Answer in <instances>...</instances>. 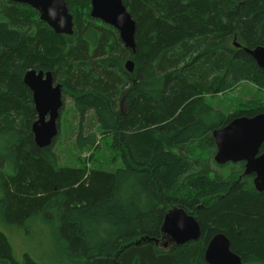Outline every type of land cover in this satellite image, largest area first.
I'll return each instance as SVG.
<instances>
[{
    "label": "trees",
    "instance_id": "trees-1",
    "mask_svg": "<svg viewBox=\"0 0 264 264\" xmlns=\"http://www.w3.org/2000/svg\"><path fill=\"white\" fill-rule=\"evenodd\" d=\"M65 2L70 36L32 8L0 0L1 220L43 222L69 264H206L218 233L243 264H264V191L244 162H214L212 137L233 119L264 113V100L233 112L206 101L240 84L264 97V70L246 52L264 46V0H121L135 23L134 52L90 17V0ZM31 69L51 72L63 107L65 96L72 102L59 131L64 120L78 166L60 164L56 139L34 144L36 112L23 82ZM228 165L226 175L215 168ZM176 207L198 221V241L175 246L161 233ZM0 264L38 263L14 261L0 232Z\"/></svg>",
    "mask_w": 264,
    "mask_h": 264
},
{
    "label": "water",
    "instance_id": "water-1",
    "mask_svg": "<svg viewBox=\"0 0 264 264\" xmlns=\"http://www.w3.org/2000/svg\"><path fill=\"white\" fill-rule=\"evenodd\" d=\"M35 10L39 20L55 34L72 35L73 18L65 0H11ZM90 17L111 26L125 48L134 52L135 23L121 0H90ZM259 69L264 70V46L246 50ZM125 68L132 72L127 61ZM31 93L36 120L31 124L34 144L38 148L50 147L59 134V121L63 108L62 88L55 84L52 73L28 70L23 78ZM216 145L214 162L218 165L244 162V174H254L253 185L264 191V113L251 118L240 117L212 133ZM161 233L175 246L198 241L201 230L198 221L180 207L169 210L163 220ZM166 244L164 245V248ZM203 259L206 264H243L240 256L230 250L229 240L222 234L214 235L208 242Z\"/></svg>",
    "mask_w": 264,
    "mask_h": 264
},
{
    "label": "rangeland",
    "instance_id": "rangeland-1",
    "mask_svg": "<svg viewBox=\"0 0 264 264\" xmlns=\"http://www.w3.org/2000/svg\"><path fill=\"white\" fill-rule=\"evenodd\" d=\"M262 96L263 95L258 93L252 85L240 84L234 93L228 94L225 97L217 96L213 100L209 98L206 101L211 105H220V108L224 112H233L234 109H241L246 101H252L254 99L260 100L262 98L264 100ZM71 103L70 99L65 96L64 107L62 109V112H64L61 114V117L64 116V113H66L67 116H72ZM262 103H264V101ZM68 120L70 119L68 118ZM85 122L86 132H93L95 122L91 112L87 113ZM66 127V132L71 133L68 124L66 123L65 125L64 120H62L61 130H63V128L64 130L62 133L59 131L60 135L56 138L53 149L58 155L61 165L73 164L74 166H78L77 162L75 163L76 150L74 147V137H72L71 134H65ZM196 153L198 152L196 151ZM107 155H111V153ZM82 156L86 155L82 154ZM120 166L121 162L120 164L114 165L113 170ZM231 167H233V165L215 168L223 175H226ZM0 232L5 235L10 245L12 259L18 263L27 255L38 264H69L60 255L58 246L53 242L50 228L43 222L32 220L27 221L23 227H16L5 224L0 217Z\"/></svg>",
    "mask_w": 264,
    "mask_h": 264
},
{
    "label": "flooded vegetation",
    "instance_id": "flooded-vegetation-1",
    "mask_svg": "<svg viewBox=\"0 0 264 264\" xmlns=\"http://www.w3.org/2000/svg\"><path fill=\"white\" fill-rule=\"evenodd\" d=\"M168 237V236H167ZM169 238V237H168ZM169 240L171 241V239L169 238ZM172 242V241H171ZM165 245V244H164ZM164 245H163V248H164ZM167 246H168V244H166V247L165 248H167Z\"/></svg>",
    "mask_w": 264,
    "mask_h": 264
},
{
    "label": "bare ground",
    "instance_id": "bare-ground-1",
    "mask_svg": "<svg viewBox=\"0 0 264 264\" xmlns=\"http://www.w3.org/2000/svg\"><path fill=\"white\" fill-rule=\"evenodd\" d=\"M104 24V23H103Z\"/></svg>",
    "mask_w": 264,
    "mask_h": 264
}]
</instances>
